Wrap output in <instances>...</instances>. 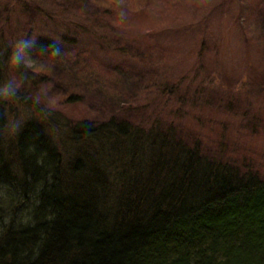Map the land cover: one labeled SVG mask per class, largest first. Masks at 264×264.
<instances>
[{
    "label": "trees",
    "instance_id": "1",
    "mask_svg": "<svg viewBox=\"0 0 264 264\" xmlns=\"http://www.w3.org/2000/svg\"><path fill=\"white\" fill-rule=\"evenodd\" d=\"M10 58L0 45V264H264L259 171L205 151L175 123L120 112L71 124L33 90L3 93ZM159 90L167 102L177 91Z\"/></svg>",
    "mask_w": 264,
    "mask_h": 264
},
{
    "label": "rangeland",
    "instance_id": "2",
    "mask_svg": "<svg viewBox=\"0 0 264 264\" xmlns=\"http://www.w3.org/2000/svg\"><path fill=\"white\" fill-rule=\"evenodd\" d=\"M88 1L0 0V45L11 56L3 93L33 90L71 124L120 112L175 123L264 177V0ZM46 40L59 51L40 50ZM163 84L177 90L171 101L160 98Z\"/></svg>",
    "mask_w": 264,
    "mask_h": 264
}]
</instances>
